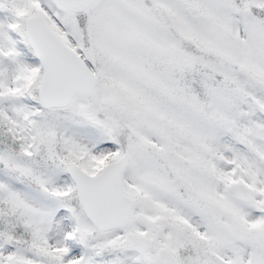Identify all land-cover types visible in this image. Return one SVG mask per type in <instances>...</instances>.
<instances>
[{
    "label": "snow or ice",
    "instance_id": "obj_1",
    "mask_svg": "<svg viewBox=\"0 0 264 264\" xmlns=\"http://www.w3.org/2000/svg\"><path fill=\"white\" fill-rule=\"evenodd\" d=\"M0 264H264V0H0Z\"/></svg>",
    "mask_w": 264,
    "mask_h": 264
}]
</instances>
